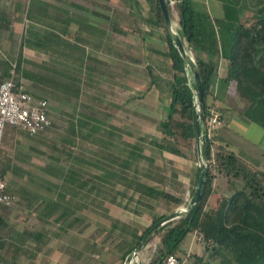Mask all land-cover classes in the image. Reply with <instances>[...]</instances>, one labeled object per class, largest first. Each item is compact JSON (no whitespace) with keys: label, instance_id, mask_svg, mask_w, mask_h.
Listing matches in <instances>:
<instances>
[{"label":"rangeland","instance_id":"obj_1","mask_svg":"<svg viewBox=\"0 0 264 264\" xmlns=\"http://www.w3.org/2000/svg\"><path fill=\"white\" fill-rule=\"evenodd\" d=\"M19 1L25 3L26 7L32 0H13L10 5L13 9L21 11L23 4L20 2L22 6L19 5ZM47 1L50 3V13L70 18L68 27L71 32H62V50L58 49L59 57L57 52L51 58L58 70L48 71L60 84L46 85V92L40 89L41 83L45 85L44 81L33 82L36 87L28 83L31 91L49 100L53 126L38 134H30L18 128L5 134L0 142V168H6L5 175L11 185L10 190L17 196L7 211L8 224L0 227L3 237L0 242V258L14 254L16 240L23 239L24 243L19 246L18 252L20 256H25L17 264H118L123 259V250H126V247L120 234L106 229L111 222V218L106 216L109 201L107 198L117 194L111 183L99 180L100 186H97L96 193L89 192L86 187L81 194L75 196L66 186V196L72 201L69 204L66 200L65 203L61 200L62 204L81 207L76 209V214L73 215L72 212L67 218L61 216L64 207L50 213H45L44 207H35L41 204V201L35 199L32 202L31 199H26V192L28 187L52 190L56 184L62 182L70 166L83 167V177H89L90 174L96 177L89 181L90 187L106 170L82 160L83 156L93 159L94 162L98 160L99 163H112L110 157H116L118 154V157L124 156L128 162H132V167L137 166L141 173L151 166L149 157L155 155L162 161L163 170H170L167 149L160 150L154 143L155 137L151 131L155 129L156 122L148 119L152 127L144 130L136 123L138 118H143L138 112L141 110L140 104L144 101L142 96L152 80L154 71L161 70L163 73L162 81L155 85L156 89L161 95L166 93L167 99L171 100V85L168 81L172 79L173 71L171 64L165 62L169 59L166 54L165 27L148 22L147 19L153 15L149 0ZM200 2L205 4L206 0ZM209 3L214 6L213 2ZM262 3L251 0V8L246 13L253 15L254 8ZM94 11H100L102 14ZM171 13L173 27L178 30L179 9L174 0L171 2ZM41 27L38 23L35 25L39 32L42 31ZM106 29L109 30V35H105ZM76 30L80 31L78 35ZM106 38L109 42L107 46ZM84 39H87V42L83 41ZM195 52L191 50L194 57ZM196 53L198 56H205L201 51ZM41 64V61L36 62V65L27 62V65L37 69H40ZM125 95H128L129 99ZM232 125L241 127V136L234 135L235 146L241 147L244 144V148L251 154V162L264 169V127L257 122L241 126L237 120H233ZM123 140L135 143L138 149L126 147ZM112 141L116 143L113 144ZM63 143L67 146L65 152L57 149V146H63ZM182 148L185 152L196 153L194 142L192 148ZM132 149L136 151L135 158L129 156ZM156 168L159 169L160 166L157 165ZM164 187L169 190L168 184ZM50 189L48 191L52 194L49 195L55 196ZM116 197L128 203L132 195ZM220 197L221 193H215L212 202L219 203ZM16 203L19 206L13 207ZM156 204L161 210L171 207L164 198L156 200ZM71 210L73 211V208ZM73 217L79 218H76V221ZM72 220L75 223L73 225L69 224ZM29 231L46 232L44 239L39 242ZM160 235L157 233L150 239L133 264H150L154 259H159L163 251L159 246L157 248L155 243L159 241ZM192 239L193 233H189L177 250L188 249ZM194 240V252L187 256V264H204L206 261L208 264H214L215 261L210 258V251L205 249L202 238ZM182 252L179 254L185 257L186 251ZM195 255H201L204 262L196 261ZM3 264L11 263L4 260Z\"/></svg>","mask_w":264,"mask_h":264},{"label":"trees","instance_id":"obj_2","mask_svg":"<svg viewBox=\"0 0 264 264\" xmlns=\"http://www.w3.org/2000/svg\"><path fill=\"white\" fill-rule=\"evenodd\" d=\"M149 1L153 15L147 20L153 25L165 27L166 54L171 59L173 71V77L168 81L171 85L170 107L167 111V117L158 122V129L163 134L158 144L162 148L183 153L182 146L192 147L193 142H195L193 113L197 99V86L191 70L186 66L184 58L168 32L159 0ZM174 1L179 9L180 27L177 31L184 39L187 50L206 52L209 56L217 54L225 56L229 60L226 79L236 81L240 96L233 107L238 109L247 119L264 127V1L257 0L263 3L254 8V14L250 16L246 12L251 8V0H242V2L240 0H221L223 15L220 17L212 15L205 5L196 0ZM19 5L22 6V4ZM49 5L47 0H32L29 5L23 7L31 22L45 26L49 32L41 36L30 31L23 36L17 57V72L23 68L24 42L39 49L44 48L51 55L58 52L57 56L59 57L58 49L62 50L61 45L64 41L62 32H71L68 27L70 18L57 13H50ZM94 12L102 14L100 11ZM76 33L78 35L80 31L76 30ZM83 41L87 42V39ZM196 52L195 59L202 76L206 104L205 118L201 121V128L208 142V179L200 206L184 216L166 222L156 231L154 236L157 233L161 234L162 246L160 250L163 252H161L159 259H154L150 264H162L169 252H174L181 257L177 248L190 232H196L201 236L205 249L210 251V258L215 261L214 264H228L227 262H231L230 264H264V169L251 162V154L245 150L235 146L234 143L231 147L228 142L220 140L216 133L220 125L214 129L211 136L208 135L206 122L210 116V107L215 105L221 110L223 105L216 103L214 99L211 100V83L215 65L213 62L198 56ZM60 57L62 58L61 54ZM51 69L55 72L58 70L55 66ZM30 73L27 74L34 78L36 83L48 80L50 85L55 79L52 75H49L51 80L46 78L42 71L35 75ZM16 78L20 81L19 76ZM156 80L157 77L152 74V80L146 89L151 88ZM54 84L59 85L60 83L57 80ZM16 129L14 126H9L6 134ZM123 142L127 147L138 149V145L135 143L124 140ZM112 143L115 144L116 142L112 141ZM66 148V143H63V146H57V149L62 152H65ZM134 149L129 155L132 158H135L136 155ZM116 157L111 156L110 158L117 162L118 154ZM81 159L109 171L108 175H100V179H95L93 185L89 187L88 183L93 178L82 176L81 168L84 170L83 167L70 166L67 169L69 172L64 174L62 182L59 185L56 184L52 190L49 188L55 196L51 195L47 199L44 207L45 213L55 212L59 207H64L61 216L67 218L72 215V212L74 215L76 209L81 207H77L75 204L73 205L75 207H70V205H63L61 202L63 200L64 203L67 201L70 204L72 201L66 196V186L73 191V196L81 194L86 187L89 188V192L95 191L96 193L97 186H100L99 180H105L111 184L117 180L124 182L127 187L139 191L141 202L150 207L154 206V200L162 198L174 203H182L183 201L181 197L163 187H157L149 184L147 180H143V177L137 174L139 169L136 166L132 167V162L124 163L123 168L121 163H119L121 167H118L113 164L114 162L103 163L100 161L99 163L98 160L94 162L93 159H87L85 156ZM5 173L6 168H0V175L4 178H6ZM216 173H221L227 177L231 192L229 195H222L219 203L210 201V195L213 191L212 180ZM142 174L149 176L148 171H143ZM61 187L62 189H60ZM195 192L196 189L194 195ZM111 199L116 200V196ZM106 216H109L107 212ZM163 216H156L151 225L142 233L135 232L133 234L137 238L135 242L123 240L126 247V250H123V260L128 259L129 253L138 246L151 226ZM73 218L77 221L76 218L79 217ZM73 220L69 224H75ZM112 220L115 227L121 223L116 218H112ZM4 225H6V218L0 214V227ZM125 229L123 227V230ZM45 232L36 231L32 234L40 242L44 239ZM195 256L196 261L204 262L201 255ZM204 264H208V261Z\"/></svg>","mask_w":264,"mask_h":264},{"label":"crops","instance_id":"obj_3","mask_svg":"<svg viewBox=\"0 0 264 264\" xmlns=\"http://www.w3.org/2000/svg\"><path fill=\"white\" fill-rule=\"evenodd\" d=\"M200 1L201 0H198V2ZM210 1L213 2L214 6L216 7L211 6L209 3ZM20 2L21 1H19L18 4H20ZM202 2L200 3L203 5L206 4L205 6L208 8V10L210 11L212 15L214 16L223 15V3L221 0H206L205 4ZM5 3L8 5H5ZM12 3H13V0H9V1L0 0V5H1L0 6V17H1L0 19V81L6 77H9L14 72L16 77L19 76V80L25 82L26 84L31 83L33 87H36L33 84V82H35V79L31 78L30 75L27 73L31 72L30 74L35 75L38 72L42 71V74H44L46 78L51 80V78H49V75H51V72H48V71H51V67L55 66L56 64L54 62H51V58L53 55H51L50 52H47L46 50H44V48L39 49V48L33 47L32 45H29L24 42L23 43V56H24L23 68L20 72L19 71L17 72L16 64H17L18 52L20 50V46L23 41V36H25L28 32L31 31V32H34L36 34L43 36L45 35V33L47 34L49 32V29L41 25L44 28L41 27L42 31L40 32L37 31L35 28V25L37 24L29 20L24 9L21 11H18L16 8L13 9V7L10 5ZM21 3L23 4V7H24L25 3L23 2ZM45 29L47 30L45 31ZM107 30L108 29L105 30L106 32L105 35H109V32H107ZM105 43H106V46L109 44L107 38L105 39ZM202 53L205 55V56H202L205 60H209L213 62V64L215 65V72L213 73L212 83H211L212 84L211 97L216 101V103L222 104L225 107V110L221 109V112L223 115V118H222L223 122L217 129L216 133H217V136L220 138V140H223L224 142H228L230 146L232 147V143H235L236 141L234 135L238 136L241 132L240 131L241 127L237 128L233 126L232 121L233 120L239 121L241 126H243L242 124L246 125L254 121L247 119L243 114L239 112L238 109L233 107L234 103L239 100L240 96L237 91L236 81L232 79L230 80L226 79L229 60L222 54H217L215 56H209L206 52H202ZM157 58H160V57H157ZM25 60H27V62L30 61L31 63L35 65H36V62L41 61L42 64H41L40 69L30 67V65H27V62H25ZM165 62L167 64L169 63L171 64V59L170 58L166 59ZM156 68H159V67H156ZM52 72H55V71L52 70ZM153 75L157 77V80L154 82L151 88H149L148 90L144 92V95L142 96V99L144 101L142 102V104H140L141 110H139L138 113L140 117H143V118L142 119L138 118L136 123L141 129L144 130L146 128L150 129L152 127V124L148 122L149 120L156 122V125L154 127L155 129L151 131L155 137L154 143L160 150L167 149L166 151L168 153L167 155L168 162L171 168H169L170 170L164 171L162 161L159 160L155 155H152V157H149V163L151 166H148L145 170V171H148L149 176H144L143 174H141L143 172L140 173V169H139V172H137V174L141 175V177H143L142 179L147 180L149 184L155 185L157 187H163L165 189L164 186L165 185L167 186L168 184L169 190L167 191H170L174 195L181 197L183 201L182 203H174V202H170V200L168 199H164V200H167L168 203L171 204V207H168V209L165 208L164 209L165 211H164V210H161L160 207H157L156 200L153 201L154 206L150 207L147 204H144L143 202H141V200L139 199L140 198L139 191L134 190V188L132 187H127L126 184L120 180H117V182H113V184H111V187L116 188V191H117L116 192L117 194L114 196L131 194L132 195L131 198L132 199L136 198V199L132 200L130 198L131 201L129 200L127 203L124 200L120 201L121 199H119V197H116V200L114 201L111 198L109 199L107 198V200H109L107 202V206H108L107 213L111 217V222L107 225L106 229H108L114 234H120L123 240H129L133 242L137 240V238L134 237L133 234L135 232L138 234L142 233L143 230H145L148 226L151 225V223L153 222L156 216H159V215L165 216L169 212L175 210L176 208L180 206H187L194 197V190L197 187L199 175H200V165H199V158H198L199 151H198L196 140H194L195 141L194 142L195 152H196L195 154L191 153L190 151L189 152L184 151L183 153L175 152L168 148H164V147L162 148L158 144V141H160L163 136L162 132L157 128L158 122L164 120L167 117V111L169 110V107H170V100L167 99L166 93L161 95V93L156 89L157 87L155 86L156 83L162 79V76H163L162 71L161 70L157 72L154 71ZM47 81L48 80L44 81L45 85L41 83L40 89L42 91L48 92V90L46 89L47 88L46 85H49L48 84L49 82ZM55 81L57 80L54 79L53 82L55 83ZM28 87H29V84H28ZM29 89L31 88L29 87ZM125 97L129 99L128 95L127 96L125 95ZM146 99H148L149 101H146ZM143 130H141V132H143ZM239 136H241V134ZM248 140L250 141V137ZM187 148H190V147H187ZM240 148L247 152V150L244 148V144ZM164 154L166 155L165 151H164ZM192 154L194 156H192ZM119 158L120 159H118L117 162L113 161L114 163L113 162L112 163L118 167H121L119 166V163H121L122 167L124 168L123 164L128 163V160L124 156L119 157ZM157 165L160 166L159 169L156 168ZM108 173L109 171H106L105 174L108 175ZM90 176L92 177L91 174ZM112 180L115 181L114 179ZM212 187H213V191L210 195L211 202L214 201L215 193H221L222 195H229L231 193L229 186H228L227 177L221 173H216L215 176L213 177ZM8 188L11 189V185L8 184ZM40 189L41 188L35 189L34 187H31V188L28 187V190L26 192L27 193L26 199L28 200L31 199L32 202L35 199H37L39 202L41 201V204L37 206L34 205L35 207H45L47 199L49 198V196H51L49 194H52L50 193V191H48L49 189L48 190L46 189L40 190ZM10 191L14 194L15 198H17L16 194L12 190ZM20 196L23 197L21 194ZM133 201H135V203ZM10 206L11 205L5 206L3 212L1 213L6 218V225L8 224V221H9L7 218V213H8L7 211L10 209L9 208ZM18 206L19 204L16 203L13 207H18ZM112 218H116L120 220L121 222L120 225L115 227L113 225ZM123 227H125L126 229L123 230ZM25 228H27L26 225H25ZM25 232H27V229H25ZM29 233L30 235L33 236L31 231H29ZM190 233H193V239L189 244V248L188 249L182 248V249L177 250L178 253L179 252L183 253L182 251L184 250L186 251V254L184 255L185 257H182L185 260L186 264H187V256H190L194 252L193 251L194 244H195L194 239L197 240L198 238H201V236L197 234L196 232H190ZM21 235H23V233H21ZM2 238L3 237H1V234H0V242ZM23 241H24L23 239L16 240L17 243L15 245V253L11 255H6L4 259L0 258V264H3L4 260L10 261L11 264L19 263L20 260L24 258L25 256L24 254L20 256V253L18 252L19 246L22 243H24ZM200 242H202V240H200ZM155 245L157 248L158 246L159 248L162 246L161 235H160L159 241L155 243ZM125 262L122 259V261H120L118 264H124Z\"/></svg>","mask_w":264,"mask_h":264},{"label":"built area","instance_id":"obj_4","mask_svg":"<svg viewBox=\"0 0 264 264\" xmlns=\"http://www.w3.org/2000/svg\"><path fill=\"white\" fill-rule=\"evenodd\" d=\"M50 110L49 100L36 95L25 82L18 81L14 72L9 77L2 79L0 81V142L9 126L23 129L30 134H37L52 127L54 120ZM222 122L221 110L212 105L210 116L206 122L208 135L211 136L214 129ZM14 198V194L8 188L7 179L0 175V214L5 206L13 203ZM138 258L139 255L132 260V264ZM162 264L186 263L174 252H169Z\"/></svg>","mask_w":264,"mask_h":264},{"label":"water","instance_id":"obj_5","mask_svg":"<svg viewBox=\"0 0 264 264\" xmlns=\"http://www.w3.org/2000/svg\"><path fill=\"white\" fill-rule=\"evenodd\" d=\"M159 2L166 19L168 32L170 33L175 45L178 47L182 57L184 58L186 66L191 70V73L194 77L197 86V99L194 104L193 125L195 132V140L199 151L198 158L200 165V175L196 187V192L192 201L187 206H180L175 210L169 212L167 215L161 217L157 222H155L147 231L146 235L142 238L138 246L129 253L128 259L124 264H132V260H134L139 255L140 250L147 245V243L154 236L156 231L163 224L170 220H174L176 218L184 216L200 206L205 192L209 172L208 142L201 128V121L205 118L206 104L200 69L191 51L187 50L184 39L181 37L180 33L173 27L172 15L170 10V3L172 1L159 0Z\"/></svg>","mask_w":264,"mask_h":264}]
</instances>
